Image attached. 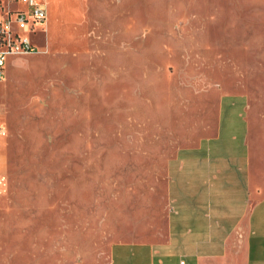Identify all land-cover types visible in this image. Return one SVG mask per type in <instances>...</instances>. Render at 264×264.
I'll list each match as a JSON object with an SVG mask.
<instances>
[{"label": "rangeland", "instance_id": "obj_1", "mask_svg": "<svg viewBox=\"0 0 264 264\" xmlns=\"http://www.w3.org/2000/svg\"><path fill=\"white\" fill-rule=\"evenodd\" d=\"M45 2L0 80V264H107L165 238L168 163L223 95L264 131V0Z\"/></svg>", "mask_w": 264, "mask_h": 264}, {"label": "crops", "instance_id": "obj_2", "mask_svg": "<svg viewBox=\"0 0 264 264\" xmlns=\"http://www.w3.org/2000/svg\"><path fill=\"white\" fill-rule=\"evenodd\" d=\"M251 112L247 97H221L214 133L168 163L165 238L115 243L107 264H264V131Z\"/></svg>", "mask_w": 264, "mask_h": 264}, {"label": "built area", "instance_id": "obj_3", "mask_svg": "<svg viewBox=\"0 0 264 264\" xmlns=\"http://www.w3.org/2000/svg\"><path fill=\"white\" fill-rule=\"evenodd\" d=\"M46 20L44 0H0V80L6 77L9 56L42 51L34 38L44 31ZM5 134V127L0 124V135ZM5 185V178L0 175V193Z\"/></svg>", "mask_w": 264, "mask_h": 264}]
</instances>
